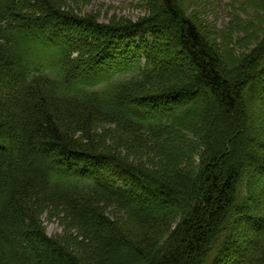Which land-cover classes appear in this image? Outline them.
Returning a JSON list of instances; mask_svg holds the SVG:
<instances>
[{
  "label": "trees",
  "instance_id": "16d2710c",
  "mask_svg": "<svg viewBox=\"0 0 264 264\" xmlns=\"http://www.w3.org/2000/svg\"><path fill=\"white\" fill-rule=\"evenodd\" d=\"M158 1L137 21L106 25L55 0H0V264H204L200 258L213 253L228 224L211 264H246L229 254L239 250L232 233H245L239 221L260 230L254 212H264V153L254 142L263 130L249 123L245 100L250 82L264 74V41L237 63L177 0ZM138 37L144 64L118 58L130 50L121 45L118 57L112 54L115 40ZM175 52L191 76L162 67ZM226 60L239 71H227ZM154 72L163 82L156 91L119 92ZM74 98L97 101L94 108L152 137L121 133L116 137L128 153L119 155L102 145L89 111L54 109ZM90 163L97 167L89 170ZM94 189L150 224L117 225L90 198ZM152 194L159 204L148 202ZM56 202L81 226L77 251L43 227V213L54 212ZM167 218L175 225L158 245ZM255 241L246 242L252 249L246 259L260 248L262 259L254 264H264V243Z\"/></svg>",
  "mask_w": 264,
  "mask_h": 264
},
{
  "label": "rangeland",
  "instance_id": "374dc122",
  "mask_svg": "<svg viewBox=\"0 0 264 264\" xmlns=\"http://www.w3.org/2000/svg\"><path fill=\"white\" fill-rule=\"evenodd\" d=\"M62 7L70 9V11L77 13L78 15H86L91 16L97 20L100 24L109 25L110 23H119L123 21H137L138 19L145 16L148 12L158 6V0H55ZM179 8L181 11L183 10L187 15L191 16L192 19L200 26L203 33L206 35L210 41H213L221 50L222 55L231 56L235 62H242L244 60V56L247 54V48L250 50H255L264 41V0H177ZM162 12V13H161ZM162 20L165 21V10L160 11ZM145 39V38H144ZM148 40L150 38H147ZM146 39V40H147ZM143 40L141 38L136 39H120L115 40L112 44V54H116L118 57V45H121L123 49L130 48L128 51L129 54H121L118 58H132L136 60H140V47H137ZM169 45V44H168ZM167 45V46H168ZM245 55L240 58L242 54ZM111 58V57H110ZM234 62V61H233ZM139 63L144 64L145 59H141ZM163 68H175L178 72L183 76H191L190 66L187 64L185 58L180 53H173L169 60L165 62H161ZM227 71H239V66L232 67L231 61L226 60ZM127 76H130V73H127ZM144 79V80H143ZM142 81L137 80V82L132 83L130 86H126L122 88L119 92L128 95H146L151 92L156 91V86L159 88L163 85L161 81V74H157V72L150 73L147 77L143 78ZM103 83H100L98 86L102 87ZM262 85L264 86V74L260 73L254 82H250L249 86L246 90V103L248 106V110L253 114L252 119L249 118V123L256 122V130L257 133L260 132L262 128L263 134L261 136V141H254L255 144L258 142L256 146L260 152L264 153V92ZM153 90V91H152ZM143 92V93H141ZM89 100L74 98L69 102L60 103L59 101L55 102V110H70V112L77 113V111H89V113L93 116V130L97 131L98 138H101L103 144L108 148H112L119 155L125 156L124 153H128V151L122 147L121 139H118L116 136H119L123 132H127L129 135L140 134L143 135L144 138L150 140V135H145L141 128L136 127L137 124L129 123L126 118H119L115 115L114 112H107L105 110H99L96 107V102H89ZM90 106L89 109L86 106ZM58 112V111H57ZM68 111L69 116L72 114ZM85 112V111H84ZM118 114L120 113L116 110ZM60 114V113H59ZM63 117L67 116L64 114ZM139 126V125H138ZM97 129V130H96ZM143 130V129H142ZM248 133V132H247ZM251 133L247 134V138ZM259 137V135H258ZM152 139V138H151ZM263 140V141H262ZM261 144V145H260ZM125 149V151L123 150ZM123 153V154H121ZM3 154V152H0ZM7 154H4V156ZM9 159L8 156H5ZM82 163V161H81ZM97 166L93 163L88 165L89 170L95 169ZM107 167L108 166H103ZM108 171L103 168L101 181L104 185L109 181ZM251 178V177H250ZM263 178V179H262ZM259 179H262L264 182V176H260ZM185 182V181H184ZM250 179L246 178V184L243 186V194L244 199L246 198V190L248 189V184ZM55 185L50 183L48 185L49 191L53 189ZM90 198L96 199L100 202V206L104 208L106 211V216L111 221L115 222L117 225H132L137 223L142 224H150L151 220L144 219L142 217L134 216V213L130 212L129 209L118 205V201L115 197L110 194L103 193L101 190H93L90 193ZM152 200L148 202L152 203H160V200L157 199L155 195H151ZM264 198V193H263ZM264 205V203H263ZM54 212L45 211L42 215V223L43 227L46 230V234L49 238H52L56 241L65 243L67 246H72L73 249L71 251H77L75 248V243L77 241V237H80L79 228L77 220L71 216L66 210L63 209L62 206L55 203ZM51 210V209H50ZM257 216L260 217L258 220V224L261 225V229H258L257 225H251V223L247 219H243L239 221V227L244 231V235L240 236L237 231L232 233V238H235L234 241H237L239 244V250L230 253V259L238 260L239 254L241 258L245 261L246 264H254V262H259L262 258V251L258 248L259 251L257 253L258 256L248 257V251L252 250L246 244L256 245V239L259 238L258 245L260 242L264 243V238L261 235L264 234V212L262 213V208L259 211L254 212ZM243 215H241V218ZM252 217V216H251ZM159 218V217H158ZM253 218V217H252ZM116 219V220H114ZM232 219V218H231ZM162 220V219H161ZM167 225L161 231V237L159 236L156 241H158V245L162 243L167 234L170 233L171 229L174 227L173 218H167ZM254 218L252 219V224H254ZM157 224V223H156ZM159 224V223H158ZM243 226V227H242ZM229 224L226 229L221 233V238H219L216 247L213 250V253H209L205 258L202 256L201 261L204 259V264H211L212 255H216L218 245L220 241L223 239V242L227 239L226 236L229 235L228 232ZM228 232V233H227ZM227 233V234H226ZM231 234V233H230ZM225 236V237H224ZM84 237H80L78 241ZM229 239V240H231ZM96 242V241H94ZM98 242V241H97ZM156 243V242H155ZM75 248H74V246ZM103 245V244H102ZM40 249V247L38 246ZM105 248V247H104ZM112 249L117 248L115 245H112ZM116 250V249H115ZM253 252V251H252ZM225 257V255H223ZM231 259V260H232ZM200 261V260H199ZM233 262V261H232Z\"/></svg>",
  "mask_w": 264,
  "mask_h": 264
}]
</instances>
